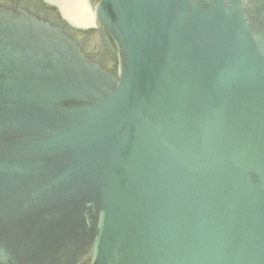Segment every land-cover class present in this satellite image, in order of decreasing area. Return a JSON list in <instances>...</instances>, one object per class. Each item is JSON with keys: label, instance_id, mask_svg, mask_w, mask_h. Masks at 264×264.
Masks as SVG:
<instances>
[{"label": "water", "instance_id": "1", "mask_svg": "<svg viewBox=\"0 0 264 264\" xmlns=\"http://www.w3.org/2000/svg\"><path fill=\"white\" fill-rule=\"evenodd\" d=\"M0 264H264V0H0Z\"/></svg>", "mask_w": 264, "mask_h": 264}]
</instances>
